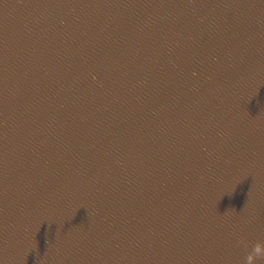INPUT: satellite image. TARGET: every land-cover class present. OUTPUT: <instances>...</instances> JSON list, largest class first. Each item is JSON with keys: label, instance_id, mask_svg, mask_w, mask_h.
<instances>
[{"label": "clouds", "instance_id": "obj_1", "mask_svg": "<svg viewBox=\"0 0 264 264\" xmlns=\"http://www.w3.org/2000/svg\"><path fill=\"white\" fill-rule=\"evenodd\" d=\"M264 251V247L260 246V245H257L256 247V252H262ZM252 257L250 256L249 259H251Z\"/></svg>", "mask_w": 264, "mask_h": 264}]
</instances>
